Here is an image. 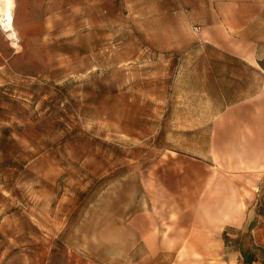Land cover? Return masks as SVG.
Returning <instances> with one entry per match:
<instances>
[{"label":"rangeland","instance_id":"374dc122","mask_svg":"<svg viewBox=\"0 0 264 264\" xmlns=\"http://www.w3.org/2000/svg\"><path fill=\"white\" fill-rule=\"evenodd\" d=\"M190 1L15 0L19 47L0 34V264H264V209L205 255L145 260L129 244L176 124L264 90V60L195 40Z\"/></svg>","mask_w":264,"mask_h":264},{"label":"crops","instance_id":"0c3cea01","mask_svg":"<svg viewBox=\"0 0 264 264\" xmlns=\"http://www.w3.org/2000/svg\"><path fill=\"white\" fill-rule=\"evenodd\" d=\"M182 13L199 26L196 41L252 67L264 60V0H191ZM0 34L12 44L1 26ZM192 123L183 130L177 123L149 179L145 170L147 209L129 236L145 260L183 250L205 255L229 228L252 233L264 209V90Z\"/></svg>","mask_w":264,"mask_h":264},{"label":"bare ground","instance_id":"6f19581e","mask_svg":"<svg viewBox=\"0 0 264 264\" xmlns=\"http://www.w3.org/2000/svg\"><path fill=\"white\" fill-rule=\"evenodd\" d=\"M15 0H0V26L6 31V35L11 39L12 44L18 47V34L14 27Z\"/></svg>","mask_w":264,"mask_h":264},{"label":"built area","instance_id":"2783aa9c","mask_svg":"<svg viewBox=\"0 0 264 264\" xmlns=\"http://www.w3.org/2000/svg\"><path fill=\"white\" fill-rule=\"evenodd\" d=\"M193 29H194L195 32H198V30H199V26L194 25Z\"/></svg>","mask_w":264,"mask_h":264},{"label":"snow or ice","instance_id":"6c2138e0","mask_svg":"<svg viewBox=\"0 0 264 264\" xmlns=\"http://www.w3.org/2000/svg\"><path fill=\"white\" fill-rule=\"evenodd\" d=\"M9 2H10V0H9Z\"/></svg>","mask_w":264,"mask_h":264}]
</instances>
